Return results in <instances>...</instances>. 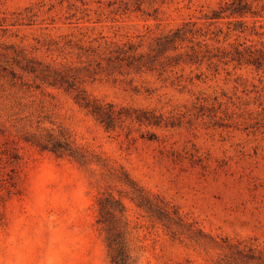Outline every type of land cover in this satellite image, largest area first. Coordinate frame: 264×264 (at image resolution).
<instances>
[{
    "label": "rangeland",
    "instance_id": "374dc122",
    "mask_svg": "<svg viewBox=\"0 0 264 264\" xmlns=\"http://www.w3.org/2000/svg\"><path fill=\"white\" fill-rule=\"evenodd\" d=\"M186 22L219 57L88 77L73 46L146 51ZM234 46L264 49V0H0V264H110L105 196L131 264H264V68L220 57ZM33 62L80 68L90 96L171 124L107 131L21 69ZM47 133L81 159L29 140Z\"/></svg>",
    "mask_w": 264,
    "mask_h": 264
},
{
    "label": "trees",
    "instance_id": "16d2710c",
    "mask_svg": "<svg viewBox=\"0 0 264 264\" xmlns=\"http://www.w3.org/2000/svg\"><path fill=\"white\" fill-rule=\"evenodd\" d=\"M197 32L198 30L193 24L186 22L157 37L155 45L146 51L139 49L140 44L131 42L117 44L106 40L103 45L100 43L94 46H84L77 42L73 46L77 50L78 58L83 56L86 58L87 66H84L83 69L87 72L88 77L98 70L107 73H122L124 70H132L137 73L158 70L162 73L168 67L181 64H200L204 58L209 60L219 57L220 50L212 53L207 44H202L200 41L194 42ZM221 53L223 55L220 57H228L230 61H236L237 64L245 63L257 69L264 68V49L262 48L247 46L240 49L234 46L232 50ZM92 63L94 67L93 70H90ZM21 69L34 74L48 86L72 93L75 102L91 113L107 131L121 127L126 121L140 125L167 126L171 124V121L151 110L133 108L90 96L82 86L80 68L75 66L52 67L33 62V65L25 64ZM9 81L14 86H30L14 73H11ZM29 140L40 150L50 151L57 156L67 154L81 159V155L71 149L68 141L57 138L52 133L32 136V139ZM111 202L115 205L112 206ZM98 206L97 222L102 225L106 233L105 240L109 250L110 264H131L125 238V225L117 223L113 214L115 210H118L122 215V205L105 196L98 199Z\"/></svg>",
    "mask_w": 264,
    "mask_h": 264
}]
</instances>
